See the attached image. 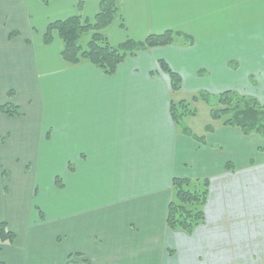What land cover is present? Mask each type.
<instances>
[{
	"label": "crops",
	"instance_id": "0c3cea01",
	"mask_svg": "<svg viewBox=\"0 0 264 264\" xmlns=\"http://www.w3.org/2000/svg\"><path fill=\"white\" fill-rule=\"evenodd\" d=\"M100 1L83 0V20ZM77 3L0 0V106L20 112L0 114V201L10 210L0 221L16 235L0 245V263L66 264L78 254L79 264H264V145L221 121L200 137L185 133L170 115L171 102H186L176 94L264 93V0H120L122 20L104 32L112 45L166 31L188 39L139 52L112 76L65 65L55 33L43 43ZM159 61L181 77L179 91ZM9 145L62 162V189L51 175L54 201L34 181L26 199L13 188L1 163ZM16 168L13 181L31 175L27 164ZM173 178L209 182L204 223L190 234L165 225Z\"/></svg>",
	"mask_w": 264,
	"mask_h": 264
},
{
	"label": "trees",
	"instance_id": "16d2710c",
	"mask_svg": "<svg viewBox=\"0 0 264 264\" xmlns=\"http://www.w3.org/2000/svg\"><path fill=\"white\" fill-rule=\"evenodd\" d=\"M38 1L47 5L55 0ZM82 5L83 0H78L77 15L50 23L43 35L44 45H50L53 34L57 35L61 44L60 58L69 67L86 62L104 75L112 76L121 63L139 52L171 46L183 37L188 39L181 33L166 31L148 35L142 42L126 40L114 46L104 32L114 21L122 20L120 0H101L92 21L83 20L80 14ZM12 35L16 36L17 33ZM83 36H88L85 43L82 42ZM158 64L161 71L169 77L171 90L179 91L181 77L164 61H159ZM8 96L10 98L12 93L9 92ZM211 98L209 94H199L193 100L200 99L209 104L211 119L221 121L223 126L237 128L245 136L257 135L264 138V104L255 97L241 95L235 91H225L214 96V101H211ZM0 114L19 117L20 112L15 105L7 102L0 106ZM195 114L196 111L189 109L184 101L170 104V115L176 126H180L184 117L195 116ZM183 132L188 131L183 129ZM54 184L59 189L63 188L62 181L57 177ZM171 189L172 196L167 207L165 225L170 231H183L190 234L204 223V207L209 182L207 179L173 178ZM39 214L42 216L40 211ZM15 239L16 235L9 229L7 223L0 221V245H12ZM77 257H79L78 254L68 255L66 264H79L76 261ZM83 263L86 264V262Z\"/></svg>",
	"mask_w": 264,
	"mask_h": 264
},
{
	"label": "rangeland",
	"instance_id": "374dc122",
	"mask_svg": "<svg viewBox=\"0 0 264 264\" xmlns=\"http://www.w3.org/2000/svg\"><path fill=\"white\" fill-rule=\"evenodd\" d=\"M87 40H88V36H83L82 42L85 43ZM261 83H262L261 81L259 80L257 81L258 87L261 86ZM258 95H259L258 96L259 98L257 97L258 101H260L261 99H264V93H260ZM192 97L193 95L189 93L176 94L173 97L174 100L176 101L185 100L187 103L190 104L189 109H191L192 111H196L195 116L184 117L180 126H178V129L183 131V129L187 128L189 132L200 137L203 134H205L206 130H208L210 126H214L216 122H219V121H215L211 119L210 112H209L210 110L209 104H207L206 102L200 99H198L195 102ZM211 101H214V96H212ZM253 140L256 141L257 143H261L262 145H264V138L260 136H257ZM5 141H6L5 136L2 135V137L0 138V142H2L1 144L3 145ZM9 147H10L9 151L7 152L3 151L4 154L6 153L7 154L4 155L3 160H1V163L3 164L4 166L3 168L6 170V173L8 174L7 179L12 182L13 188L16 189L20 187L19 189H17L18 194L21 193L20 195H22L23 198L26 199L25 193L29 189L30 182L32 185L34 181L39 189L38 195L44 194L46 196L44 202L54 201L52 198H50V192H52L50 189L52 185L51 175L57 174L56 177L59 178L62 181V183H65L66 180L64 177V171H63L64 169L62 168V162L59 159L55 161L53 160L44 161V160L34 159L35 153L33 157L27 155L28 153H33L32 148L24 147L23 145H9ZM17 155L20 156L19 161H16L18 163H16L14 160L15 156ZM23 163L25 164V166L27 164V167H29V169L31 170V172L29 171L31 175H28V176L21 175V177H19L18 179L16 178L17 177L16 176L14 177L16 180L13 181L11 179V175L13 173H16V171L19 170V168H16V167L21 164L23 165ZM2 181H3V178L0 177V185ZM17 182H19V184H17ZM9 189L11 192V188ZM52 197H53V194H52ZM57 197L67 199L68 193H62L60 194V196H57ZM62 202L64 203V201ZM2 206H3L2 202L0 201V216H8V213L10 212V210L3 208ZM39 211H42V213H44L43 215L45 218H49L50 215L52 216L54 214L53 212H50L49 209L47 208H40ZM66 211H68V209H65V208L62 209L63 213ZM65 241L67 242L64 248L68 250L70 247L68 237L65 238Z\"/></svg>",
	"mask_w": 264,
	"mask_h": 264
}]
</instances>
